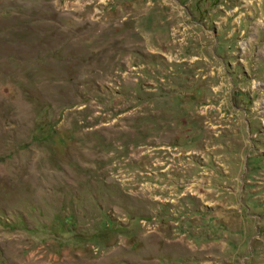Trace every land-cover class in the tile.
Here are the masks:
<instances>
[{
  "label": "rangeland",
  "instance_id": "obj_1",
  "mask_svg": "<svg viewBox=\"0 0 264 264\" xmlns=\"http://www.w3.org/2000/svg\"><path fill=\"white\" fill-rule=\"evenodd\" d=\"M0 264H264V0H0Z\"/></svg>",
  "mask_w": 264,
  "mask_h": 264
}]
</instances>
